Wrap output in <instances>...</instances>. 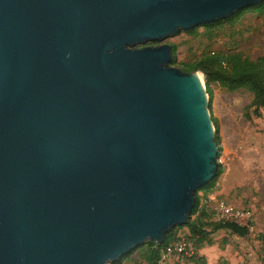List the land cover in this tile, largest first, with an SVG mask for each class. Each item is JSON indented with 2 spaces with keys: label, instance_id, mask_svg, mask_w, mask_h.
<instances>
[{
  "label": "water",
  "instance_id": "obj_1",
  "mask_svg": "<svg viewBox=\"0 0 264 264\" xmlns=\"http://www.w3.org/2000/svg\"><path fill=\"white\" fill-rule=\"evenodd\" d=\"M263 1L0 0V264H110L186 223L219 167L205 73L138 44Z\"/></svg>",
  "mask_w": 264,
  "mask_h": 264
},
{
  "label": "rangeland",
  "instance_id": "obj_2",
  "mask_svg": "<svg viewBox=\"0 0 264 264\" xmlns=\"http://www.w3.org/2000/svg\"><path fill=\"white\" fill-rule=\"evenodd\" d=\"M162 43L177 45L178 63L195 61L212 52H240L255 60L264 55V10H246L231 22L212 29L199 25L194 33L181 30L163 40L138 46ZM211 87L212 97L207 91L210 113L215 131L221 136L217 161L224 170L211 191H199L201 206L206 207L209 196L215 195L218 200L249 209V233L241 236L220 229L211 235L212 243L201 244L190 236L188 227H180L175 241L182 238L192 241L195 256L174 255L164 263L202 264L200 257H203L205 264H264V107L259 116L254 114L253 93L247 89L230 91L219 83H212ZM204 221L210 229V223L218 220L212 211ZM121 259L122 264H146L140 250Z\"/></svg>",
  "mask_w": 264,
  "mask_h": 264
},
{
  "label": "trees",
  "instance_id": "obj_3",
  "mask_svg": "<svg viewBox=\"0 0 264 264\" xmlns=\"http://www.w3.org/2000/svg\"><path fill=\"white\" fill-rule=\"evenodd\" d=\"M250 9L263 11L264 1L262 3L238 10L226 19H219L201 26H204L207 29H212L225 22H231L241 13ZM198 27L199 26L190 29L189 31L194 33ZM172 47L173 54L171 65L175 66L179 64L176 67H179L187 72H195L198 70L204 71L207 91L210 93V97L213 96V90L211 87L212 83H219L221 86L230 91L247 89L253 93L251 106L255 107L254 114L258 116L260 115V110L264 107V55L252 60L243 56L240 52L227 54L212 52L204 54L200 59L195 61L178 63L177 45L172 44ZM246 117L249 118L250 115L246 114ZM216 140L218 143L221 141V136L218 130L216 131ZM223 170V167L220 165L215 177L207 184L196 190V203L186 223L173 227L166 234L165 240L162 244L149 240L137 246L131 253L135 250H140L142 258L146 261V264H165L161 263L163 250L167 245L175 241L177 229L184 226L188 227L190 236L201 244L204 242L212 243L211 235L220 229H229L241 236L247 235L249 233V226L247 225H241L239 223L229 221H213L210 223L211 228L208 229L206 226L208 223L204 221V218L212 211L201 206V196L199 195V191H205L206 193L211 191L218 182ZM194 216L195 218L193 219ZM130 254L125 255L124 258H127ZM193 256H195V254L191 257ZM200 258H202V264H205V259H203V257ZM193 259L195 260V258ZM110 264H122V259L111 261Z\"/></svg>",
  "mask_w": 264,
  "mask_h": 264
},
{
  "label": "built area",
  "instance_id": "obj_4",
  "mask_svg": "<svg viewBox=\"0 0 264 264\" xmlns=\"http://www.w3.org/2000/svg\"><path fill=\"white\" fill-rule=\"evenodd\" d=\"M205 205L206 208L214 212L218 221L236 222L250 227L251 212L249 209L227 203L223 200H218L215 195H210ZM194 253L195 247L192 241L187 238L178 239L164 248L161 263H164L168 258L174 255L190 257Z\"/></svg>",
  "mask_w": 264,
  "mask_h": 264
},
{
  "label": "bare ground",
  "instance_id": "obj_5",
  "mask_svg": "<svg viewBox=\"0 0 264 264\" xmlns=\"http://www.w3.org/2000/svg\"><path fill=\"white\" fill-rule=\"evenodd\" d=\"M200 77L202 78V75L200 74ZM203 79V78H202Z\"/></svg>",
  "mask_w": 264,
  "mask_h": 264
}]
</instances>
